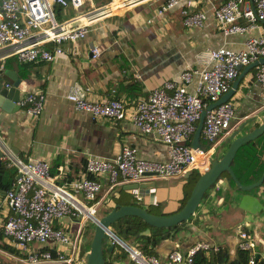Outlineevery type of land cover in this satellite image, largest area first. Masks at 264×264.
Segmentation results:
<instances>
[{
	"label": "crops",
	"instance_id": "0c3cea01",
	"mask_svg": "<svg viewBox=\"0 0 264 264\" xmlns=\"http://www.w3.org/2000/svg\"><path fill=\"white\" fill-rule=\"evenodd\" d=\"M220 1L187 0L191 9H203L206 15L200 26L191 27L182 24L178 5L158 12L163 0H141L117 7L109 13H102L100 8L92 10L86 15L90 24L83 38L63 42L65 52L51 61H31L25 67L9 58L10 55H4L5 49H0V88L10 85L17 77L19 96L33 89L44 92L42 109L35 116L21 106L8 112L0 108V140L5 146L3 148H7L15 158H19L17 153H20L21 160H47L49 172L67 189L72 190L70 183L82 176L99 180L101 188L96 195V210L102 207L98 213L107 212L116 201L121 204L134 201L156 211L174 208L182 193L192 187L187 182L191 171L176 177L143 179H153L154 186L127 187L133 183L121 181L110 189L105 175L85 171L87 155L111 158L121 145L129 144L136 146L140 156L162 161L167 159L166 146L154 136L140 132L127 116L113 120L75 110L66 99L65 92L72 82L77 81L87 88L88 98H121L128 111L135 96L165 79H175L183 68L194 66L196 51L220 45L239 49L246 33H231L224 37L216 26L211 5H217ZM60 6L59 16L62 20L76 16L82 10L71 5ZM79 19L77 17L75 20ZM262 27L264 32V20ZM91 47L97 48L96 56H92ZM3 62L4 67H1ZM253 72V65L241 66L231 81L230 91L225 98L234 104V118L230 128L217 137L212 158H218L226 150L229 135L234 130H237L235 136L240 135L247 126H254L261 119L260 116L255 117L245 128L238 129L256 115L260 107H264V87L256 81ZM132 80L137 87L131 84ZM187 87L192 89L193 81ZM191 141L202 147L204 139L201 129L196 136L192 134ZM0 163L6 168H14L13 182L15 166L5 165L1 158ZM58 166H62L61 171ZM230 167L242 185L251 184L260 177L264 172V131L236 148ZM3 194L0 190V216L10 212L6 202L2 201ZM107 196L108 200L103 203ZM116 197L118 199L115 201ZM54 224L72 230L75 222L63 218L55 220ZM240 230L253 239L254 251L263 254L264 176L259 184L239 187L223 171L210 189L204 192L187 224L178 230L174 240L163 239L156 245V255L163 258L169 248L184 249L196 239L224 246L232 254ZM103 252L104 258L113 264H132L127 255H120L114 244L110 250ZM22 257L23 252L0 229V264H26Z\"/></svg>",
	"mask_w": 264,
	"mask_h": 264
},
{
	"label": "built area",
	"instance_id": "2783aa9c",
	"mask_svg": "<svg viewBox=\"0 0 264 264\" xmlns=\"http://www.w3.org/2000/svg\"><path fill=\"white\" fill-rule=\"evenodd\" d=\"M119 1L118 5L110 7L114 0L98 6L94 0H0V49H5L4 55H14L22 62L51 61L65 52L63 42L85 36L90 24L86 18L88 12L100 8L102 13H109L117 7L141 0ZM53 3L82 10L76 16L58 21L53 13ZM176 5L184 26L203 23L206 17L204 10L191 9L187 0H163L157 11ZM211 11L224 37L231 33H246L242 46L233 49L220 45L196 51L194 66L183 68L175 79H165L135 96L128 111L121 98L95 100L87 97V88L77 81L68 86L65 97L75 110L113 120L127 116L140 132L154 136L166 146L167 159L162 161L140 156L136 146L129 144L121 145L111 158L87 155L85 171L105 175L108 189L121 181L176 177L194 169L199 170L198 173L204 171L209 166L217 137L230 128L234 118V104L228 99L209 108L207 105L228 90L237 74V65L254 62L253 76L264 87V0H221L219 4L211 5ZM81 15L85 16L75 20ZM90 50L92 56L98 54L96 47ZM192 81L193 88L189 89L187 85ZM43 101L44 92L33 89L20 95L16 103L35 116L41 111ZM203 109L200 129L208 145L193 147L191 136ZM3 147L0 140L2 162L16 168L14 180L2 197L10 210L0 216L3 234L23 252L21 260L26 264H83V257L79 256L80 251L77 254L76 249L80 248L84 221L96 217V195L101 182L82 176L70 183L72 190L67 189L49 172L47 160H21ZM58 170L61 171L62 166H58ZM63 218L75 222L72 230L54 224L55 220ZM113 243L126 252L133 264H188L196 251L218 247L197 239L184 249H169L160 258L156 254H146L121 239H114ZM236 247L254 253V241L243 230L238 231ZM251 257L249 263L252 262Z\"/></svg>",
	"mask_w": 264,
	"mask_h": 264
},
{
	"label": "water",
	"instance_id": "95a60500",
	"mask_svg": "<svg viewBox=\"0 0 264 264\" xmlns=\"http://www.w3.org/2000/svg\"><path fill=\"white\" fill-rule=\"evenodd\" d=\"M254 62H250L246 65H237L236 68L239 69L241 66L253 65ZM19 79L16 77L13 79L10 85H4L0 88V108L4 111H13L18 108V104L16 103L19 97V90L16 87ZM230 91V88L219 97L216 101H213L207 105V108L215 105L216 103L225 100L226 95ZM204 114V109L201 110L196 127L194 129V136H196L201 128L202 117ZM261 117L257 124L254 126H247L246 131L240 135H236L237 130H234L229 135L230 141L226 150L218 157L212 158L209 157V166L202 172H200L195 179L192 187L189 191L187 198L185 199L183 205L176 211L168 213V214H156L146 210L144 207L136 205V204H121L119 202H115L112 204L111 208L105 213H98L100 208L96 210L98 215H95V219L91 220L93 223V228L88 244V249L84 252L83 257V264H104V250H110L113 247L114 239L120 238L115 235L112 230L110 229V223L121 217L123 215H136L140 217L144 222H146L150 226L155 227H167L177 222L190 218L193 214L195 207L197 206L198 202L200 201L201 197L203 196L204 192L212 186V184L217 180L220 173L226 171L232 180L238 185L239 187H249L255 184H259L264 176V172L260 175V177L253 183L242 185L235 177L231 167L230 162L233 158L234 152L236 148L243 142L249 141L256 137L259 133L264 131V107H260L256 115L249 118L239 126L238 129L245 128L246 124L253 121L255 117ZM253 124V123H252ZM193 147H196L192 141L190 142ZM8 147L13 151L16 152L15 149L12 148L11 145ZM1 152V151H0ZM1 154V153H0ZM17 157H21L20 153H17ZM131 186L127 187H149L154 186V181L152 180H140L138 182H132ZM149 185V186H148ZM108 196L105 197L103 203L108 200ZM148 231V229H145ZM82 236V235H81ZM112 240H111V239ZM197 240V239H196ZM81 241V240H80ZM108 242L105 245V242ZM193 240L192 242H194ZM190 242L188 245H190ZM187 245V246H188ZM169 250V249H168ZM167 250V251H168ZM80 248L76 249L77 254L79 253ZM254 256L258 255V252L254 251ZM128 257V256H127ZM45 264H54V263H45Z\"/></svg>",
	"mask_w": 264,
	"mask_h": 264
},
{
	"label": "trees",
	"instance_id": "16d2710c",
	"mask_svg": "<svg viewBox=\"0 0 264 264\" xmlns=\"http://www.w3.org/2000/svg\"><path fill=\"white\" fill-rule=\"evenodd\" d=\"M96 4H101L107 2L108 0H94ZM60 4L55 3L53 5V13L56 20L61 21L62 19L59 16V9ZM9 58H13L14 61L19 64L21 67H25V65L29 62H22L18 61L14 55H10ZM5 61V60H4ZM13 61V62H14ZM7 63V62H6ZM1 67H4V62L1 64ZM131 84L137 87V83L135 81H131ZM136 89V88H135ZM203 136V135H202ZM202 147H206L208 141L204 138ZM14 174V168L12 167H4L3 164L0 163V190L5 192L12 183ZM199 173H195L191 171L189 176L187 177V182L190 186L194 183L195 179L197 178ZM56 182L59 183V180L56 179ZM190 187L188 190L184 191L182 195L179 197L177 205L172 208L171 210H154L150 206H142L146 210L156 213V214H168L178 210L184 203L185 199L187 198ZM118 197L114 200L116 201ZM136 201V200H135ZM118 202V201H116ZM128 202V201H127ZM120 203V202H119ZM130 204H136L141 206L139 203L134 201L129 202ZM127 204V203H122ZM187 224V219L181 220L176 224L167 226V227H155L150 226L146 222H144L140 217L136 215H123L118 217L114 221L110 223V229L112 232L117 235L121 240L125 241L126 243L133 244L136 248L142 250L146 254H156L155 247L156 245L163 239L174 240L177 236L178 230H181ZM148 229V231H145ZM114 246L119 250L120 255H126V252L117 244L113 243ZM176 248V247H172ZM171 249V248H169ZM86 248L82 251L80 247V257H84V252ZM251 257L252 262L249 263V258ZM104 264H113L112 261L109 259L104 260ZM133 264V263H132ZM188 264H264V257H261V254L258 253L257 256H254L249 252L247 249H240L236 247L233 250V253L230 254L228 249L224 246H218L217 249H209L207 251L198 250L196 251L192 257L191 261Z\"/></svg>",
	"mask_w": 264,
	"mask_h": 264
},
{
	"label": "rangeland",
	"instance_id": "374dc122",
	"mask_svg": "<svg viewBox=\"0 0 264 264\" xmlns=\"http://www.w3.org/2000/svg\"><path fill=\"white\" fill-rule=\"evenodd\" d=\"M196 174L199 172V170H193ZM210 188L207 189V191L209 190ZM188 220V218H187ZM93 228V223L91 222L90 219H87V222L85 224V226H83L82 228V236H81V241H80V247L82 248V251L87 248L86 245H88L89 243V237H90V234H91V230ZM2 264V263H1ZM4 264V263H3Z\"/></svg>",
	"mask_w": 264,
	"mask_h": 264
},
{
	"label": "bare ground",
	"instance_id": "6f19581e",
	"mask_svg": "<svg viewBox=\"0 0 264 264\" xmlns=\"http://www.w3.org/2000/svg\"><path fill=\"white\" fill-rule=\"evenodd\" d=\"M120 3V1L119 0H114V2H112L111 4H110V7H115L116 6V4H119ZM85 15H81V16H79L80 17V19H81V17H84Z\"/></svg>",
	"mask_w": 264,
	"mask_h": 264
}]
</instances>
